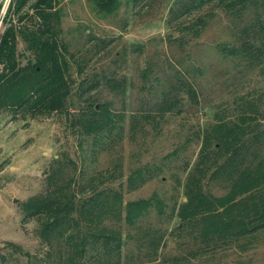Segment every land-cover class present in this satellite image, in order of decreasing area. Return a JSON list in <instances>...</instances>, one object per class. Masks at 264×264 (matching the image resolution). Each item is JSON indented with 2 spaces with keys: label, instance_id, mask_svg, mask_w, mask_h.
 <instances>
[{
  "label": "rangeland",
  "instance_id": "374dc122",
  "mask_svg": "<svg viewBox=\"0 0 264 264\" xmlns=\"http://www.w3.org/2000/svg\"><path fill=\"white\" fill-rule=\"evenodd\" d=\"M197 1L113 0L105 12L95 0H54L58 39L67 50L60 60L69 84L68 113L31 116L0 108V252L7 251L1 247L5 241L29 253L40 250L35 220L25 219L19 204L43 190V169L66 150L86 175L112 177L105 185L120 190L123 202L152 192L163 199L162 215L149 208L133 226L116 218L125 264L264 263L263 231L211 248L188 235L177 218L186 200V179L196 173L202 135L213 134V123H235L246 100L259 110L242 126L250 130L264 124V69H246L219 49L237 43L244 21L226 16L214 1L194 7ZM12 6L9 0L0 34L15 18ZM199 20L204 25L198 26ZM16 53L24 64L28 52L19 37ZM107 82L122 84L121 89ZM86 100L107 101L111 125L98 138L82 140L81 148L69 119ZM244 138L241 152L226 157L221 173L204 183L213 195L227 189L231 167L239 169L237 178L243 176L244 182L264 170V133L259 143L250 131ZM210 144L218 146L214 139ZM258 189L264 193V183ZM149 229L159 237L155 251L142 234ZM18 262L26 264L23 257Z\"/></svg>",
  "mask_w": 264,
  "mask_h": 264
},
{
  "label": "trees",
  "instance_id": "16d2710c",
  "mask_svg": "<svg viewBox=\"0 0 264 264\" xmlns=\"http://www.w3.org/2000/svg\"><path fill=\"white\" fill-rule=\"evenodd\" d=\"M210 1L231 19L244 21L237 31V43L220 45V51L240 59L246 69H264V0H198L194 7ZM95 4L99 10L108 12L113 0H95ZM11 13L14 20L9 18L0 34V108L31 116L43 113L66 116L69 84L60 56L67 50L58 39L59 17L54 0H13ZM201 25L204 21L199 20L198 26ZM17 37L28 52L22 65L17 60ZM107 84L112 89L122 86ZM239 108L235 123L217 120L211 128L213 134L202 135L201 150L194 164L196 173L186 179V200L176 212L188 235L202 246L226 247L258 231L264 232V193L258 189L264 183V170L244 182L240 179L243 176L237 178L239 169L231 167L226 172L229 184L222 195H213L204 188L212 175L221 173L223 160L245 147L244 136L249 131L257 143L264 133V124L257 123L250 130L242 126L247 117L253 119L250 113L259 110L255 102L243 100ZM111 112L107 101L95 104L94 100H86L71 115L69 126L80 137L78 146L82 148V140L88 137L94 140L105 132L111 125ZM212 139L217 140L218 146H211ZM83 170L66 150L50 159L42 171L43 190L19 204L23 217L35 220L34 233L40 250L29 253L19 244L5 241L1 247L7 251L0 252V264H9L8 259L11 264H19V257L25 258L26 264H125L123 238L116 218L133 226L149 208L162 215L163 199L152 192L145 198L123 202L120 190L105 185L112 177L88 176ZM170 211H175L174 205ZM142 234L147 235L149 248L155 251L159 237L155 238L150 229Z\"/></svg>",
  "mask_w": 264,
  "mask_h": 264
},
{
  "label": "built area",
  "instance_id": "2783aa9c",
  "mask_svg": "<svg viewBox=\"0 0 264 264\" xmlns=\"http://www.w3.org/2000/svg\"><path fill=\"white\" fill-rule=\"evenodd\" d=\"M9 0H0V20L4 14V10L8 5Z\"/></svg>",
  "mask_w": 264,
  "mask_h": 264
}]
</instances>
